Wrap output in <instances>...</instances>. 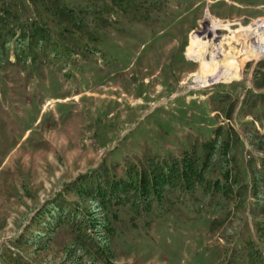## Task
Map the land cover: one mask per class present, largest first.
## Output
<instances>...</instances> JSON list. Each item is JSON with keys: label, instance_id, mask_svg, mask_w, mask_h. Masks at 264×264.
I'll return each instance as SVG.
<instances>
[{"label": "rangeland", "instance_id": "rangeland-1", "mask_svg": "<svg viewBox=\"0 0 264 264\" xmlns=\"http://www.w3.org/2000/svg\"><path fill=\"white\" fill-rule=\"evenodd\" d=\"M0 264H264V0H0Z\"/></svg>", "mask_w": 264, "mask_h": 264}, {"label": "trees", "instance_id": "trees-1", "mask_svg": "<svg viewBox=\"0 0 264 264\" xmlns=\"http://www.w3.org/2000/svg\"><path fill=\"white\" fill-rule=\"evenodd\" d=\"M21 28H24V27H21ZM6 34H7V32H6ZM2 36L5 37V34L2 35ZM2 42H5V39L4 38L2 39ZM181 165L182 166H180V167H182V168L180 169V172L179 171L177 172V170H172V172L170 171V175L172 177L176 176L175 172H177L178 174H177L176 177L177 178H183V181H184V178H186L187 179L186 183L189 182V185L192 182V178H194L195 176L198 179L202 177L201 176L202 175V171L198 170V167L196 166V161H193L190 157L185 156V158L183 159V163ZM157 177L159 179H162L163 178V181H164L163 183H166L168 181V180L164 179V176L163 175L161 176V178H160V175L159 176L157 175ZM225 178H228V175L227 174H225ZM141 180H142V177H141ZM170 182H171V180H170ZM127 183H126V185H127ZM123 184H118L116 188H120L121 186H125ZM119 185H121V186H119ZM148 186H149V184H148ZM148 186H147V188H145V189H147V191H146L147 194H148L149 189H150V188H148ZM160 186L163 187V184H161ZM123 190H125V189L123 188ZM102 198H103V196H102ZM104 199L105 200L107 199L106 196H104ZM139 203H141V202H139ZM73 219L74 218L72 217L71 220H70V224L73 225V228H74V224L72 222ZM79 223L80 224H78L77 226H75L74 229L78 232V234L82 235V237H83L82 239L83 240L89 241V238H88L89 236L87 234V230L86 231L84 230V226H87V224H86L87 222L86 221H83V222L82 221H79Z\"/></svg>", "mask_w": 264, "mask_h": 264}]
</instances>
